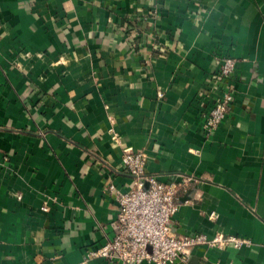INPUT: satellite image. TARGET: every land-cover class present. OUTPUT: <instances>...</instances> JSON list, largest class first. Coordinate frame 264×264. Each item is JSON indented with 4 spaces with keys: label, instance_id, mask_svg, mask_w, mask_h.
I'll list each match as a JSON object with an SVG mask.
<instances>
[{
    "label": "crops",
    "instance_id": "1",
    "mask_svg": "<svg viewBox=\"0 0 264 264\" xmlns=\"http://www.w3.org/2000/svg\"><path fill=\"white\" fill-rule=\"evenodd\" d=\"M225 58L235 102L208 134ZM125 151L182 185L174 234L250 241L182 264H264V0H0V264L112 239Z\"/></svg>",
    "mask_w": 264,
    "mask_h": 264
},
{
    "label": "built area",
    "instance_id": "2",
    "mask_svg": "<svg viewBox=\"0 0 264 264\" xmlns=\"http://www.w3.org/2000/svg\"><path fill=\"white\" fill-rule=\"evenodd\" d=\"M236 63L233 58H225L220 63V74L228 79L229 85L220 88L216 104L205 118L204 129L208 134L219 129L235 102L229 81L236 71ZM148 162L145 152L123 153L121 167L132 178L130 189L122 191L112 180L106 186V191L118 203L115 234L100 248L87 252L82 264L94 259L121 264H182L190 262L197 248H241L250 244L248 239L222 234L213 238L204 234H174L172 221L179 208L177 199L182 185L151 174Z\"/></svg>",
    "mask_w": 264,
    "mask_h": 264
}]
</instances>
